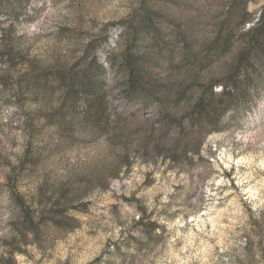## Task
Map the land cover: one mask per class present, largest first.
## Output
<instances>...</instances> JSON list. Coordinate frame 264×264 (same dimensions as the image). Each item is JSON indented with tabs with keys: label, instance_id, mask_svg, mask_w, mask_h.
I'll list each match as a JSON object with an SVG mask.
<instances>
[{
	"label": "rangeland",
	"instance_id": "obj_1",
	"mask_svg": "<svg viewBox=\"0 0 264 264\" xmlns=\"http://www.w3.org/2000/svg\"><path fill=\"white\" fill-rule=\"evenodd\" d=\"M263 4L0 0V264H264Z\"/></svg>",
	"mask_w": 264,
	"mask_h": 264
},
{
	"label": "trees",
	"instance_id": "obj_2",
	"mask_svg": "<svg viewBox=\"0 0 264 264\" xmlns=\"http://www.w3.org/2000/svg\"><path fill=\"white\" fill-rule=\"evenodd\" d=\"M250 14L248 12H243V16H242V21H248L250 20ZM243 46L241 48V50L239 51L237 58L234 62L233 66V70L231 71L232 73L230 75H228L225 80H220L219 82L215 83L216 85H221L223 88V93L224 96H228L230 95L229 92H231L232 90H240L238 83H237V79L240 75L241 70L243 69H251V73L248 74L247 80L250 79L254 74L258 73V70H264V4L262 5L261 9H260V13L257 16L255 21H252V24L249 26V28H247L244 33H243ZM226 48H228V44H224ZM257 68V69H256ZM101 71L102 68L100 67ZM253 69V70H252ZM34 70V69H33ZM32 70V71H33ZM34 77L33 80H30L29 84L25 85L26 87L23 88V84L20 85L21 88V93L24 94L28 91H36V93H39L42 89V87L38 84L39 81V77H40V72L34 71ZM39 74V75H38ZM70 76H73V73L70 74ZM65 75H60V78H64ZM74 76L72 77V83L74 85V87H77V85H75V82L73 81ZM3 85H5V82H2ZM79 87H83L82 84H80ZM19 93V94H21ZM214 93V89L213 87H210L209 89V95L213 96ZM202 100L204 101L205 99H201V106H197L199 107L198 109V113L195 115H199L200 117H202L204 114L208 115L209 114V106L207 103V101L204 103L202 102ZM203 103V104H202ZM219 110H220V114L224 113L227 110V106H224L223 104H221ZM202 115V116H201ZM192 119H194L192 117ZM55 219V218H53ZM13 250L9 252V255L5 258V262L7 264H15V259L13 256Z\"/></svg>",
	"mask_w": 264,
	"mask_h": 264
}]
</instances>
